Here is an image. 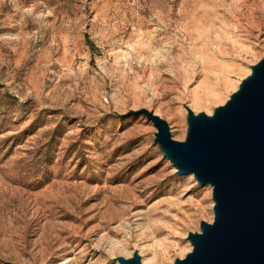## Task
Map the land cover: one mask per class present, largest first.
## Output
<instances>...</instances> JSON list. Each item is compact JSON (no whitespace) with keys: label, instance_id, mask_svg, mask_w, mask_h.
Returning <instances> with one entry per match:
<instances>
[{"label":"rangeland","instance_id":"374dc122","mask_svg":"<svg viewBox=\"0 0 264 264\" xmlns=\"http://www.w3.org/2000/svg\"><path fill=\"white\" fill-rule=\"evenodd\" d=\"M264 74V0H0V264H177L216 223L185 145Z\"/></svg>","mask_w":264,"mask_h":264},{"label":"water","instance_id":"95a60500","mask_svg":"<svg viewBox=\"0 0 264 264\" xmlns=\"http://www.w3.org/2000/svg\"><path fill=\"white\" fill-rule=\"evenodd\" d=\"M153 121L179 173L200 172L206 176L200 182L216 191L215 225L195 237L194 254L177 264H264V74L242 87L212 123L193 122L185 145L172 142L162 121Z\"/></svg>","mask_w":264,"mask_h":264},{"label":"bare ground","instance_id":"6f19581e","mask_svg":"<svg viewBox=\"0 0 264 264\" xmlns=\"http://www.w3.org/2000/svg\"><path fill=\"white\" fill-rule=\"evenodd\" d=\"M196 176H197V180H199L200 177H201L203 181H204V178L206 177L204 174H203V176H202L200 172H198V173L196 174ZM198 178H199V179H198ZM202 180L200 179L199 181H202Z\"/></svg>","mask_w":264,"mask_h":264}]
</instances>
